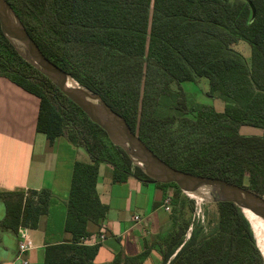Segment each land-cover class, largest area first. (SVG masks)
<instances>
[{"label": "trees", "instance_id": "16d2710c", "mask_svg": "<svg viewBox=\"0 0 264 264\" xmlns=\"http://www.w3.org/2000/svg\"><path fill=\"white\" fill-rule=\"evenodd\" d=\"M6 1L42 53L99 93L161 160L264 196V135L240 134L242 126L264 131V0ZM240 44L249 46V57L237 50ZM0 77L39 98L37 131L50 144L65 138L91 159L73 167L65 224L73 240L47 247L44 264H94L98 245L82 240L89 235L87 224L109 212L96 189L100 164L114 168L116 182L131 175L150 178L1 30ZM201 79L209 86L205 97L221 100L223 112L188 102L183 84ZM156 184L174 188L173 207L184 198L175 184ZM51 198L49 189L0 192L6 207L1 226L35 229ZM217 205L210 231L179 225L173 211L171 228L158 239L163 264H264L241 210L229 202ZM149 252L124 264H142ZM112 264H122L120 254Z\"/></svg>", "mask_w": 264, "mask_h": 264}, {"label": "crops", "instance_id": "0c3cea01", "mask_svg": "<svg viewBox=\"0 0 264 264\" xmlns=\"http://www.w3.org/2000/svg\"><path fill=\"white\" fill-rule=\"evenodd\" d=\"M237 50L246 57L250 55L247 44H240ZM208 89L209 86L204 93ZM211 104L217 112H223L221 100L215 99ZM39 107L38 97L0 77V192L49 189L52 194L48 211L40 217L37 227L26 228L32 241L26 254L30 264H44L47 247L73 240L72 234L65 230L73 167L77 161L91 160L84 149L67 139L57 138L50 144L46 135L37 131ZM240 134L263 136L264 131L242 126ZM113 170L107 163L99 166L96 189L109 212L105 220L87 224L89 235L82 244L98 245L94 264H112L119 254L124 264L126 258L147 250L150 252L142 264H163L158 239L172 225V213L165 209V199L172 189L133 175L116 182ZM5 218L6 207L0 199V264H21L16 260L18 232L1 226ZM102 231L105 238L100 241Z\"/></svg>", "mask_w": 264, "mask_h": 264}, {"label": "water", "instance_id": "95a60500", "mask_svg": "<svg viewBox=\"0 0 264 264\" xmlns=\"http://www.w3.org/2000/svg\"><path fill=\"white\" fill-rule=\"evenodd\" d=\"M0 30L23 59L47 77L87 115L91 122L98 125L111 143L122 149L152 183L175 184L188 196L207 192L216 203H233L249 222L259 248L255 235V231L258 230L244 211H249L264 223V196L223 179L199 176L176 169L161 160L134 134L126 120L114 111L99 93L79 85L69 73L42 53L6 0H0ZM259 250L264 258L260 248Z\"/></svg>", "mask_w": 264, "mask_h": 264}, {"label": "rangeland", "instance_id": "374dc122", "mask_svg": "<svg viewBox=\"0 0 264 264\" xmlns=\"http://www.w3.org/2000/svg\"><path fill=\"white\" fill-rule=\"evenodd\" d=\"M206 79H201L198 81V84L187 82L183 84V88L185 90V96L188 99V102L191 103H212L214 99L209 100L205 97L204 91L208 88ZM202 90V92H201ZM211 101V102H210ZM171 192L169 194L171 200L170 205V213H175V218L178 220L179 225L184 224L185 222L190 223L192 225H199L206 229V231H210L216 225L218 218V205L213 201L212 196L207 192L198 193L195 196H188L183 194L180 203H177L173 207V200H175L176 191L174 188H171ZM187 200V201H186ZM182 201V202H181ZM183 203V204H182ZM189 234H187V237Z\"/></svg>", "mask_w": 264, "mask_h": 264}, {"label": "built area", "instance_id": "2783aa9c", "mask_svg": "<svg viewBox=\"0 0 264 264\" xmlns=\"http://www.w3.org/2000/svg\"><path fill=\"white\" fill-rule=\"evenodd\" d=\"M170 197H167L165 199L166 207L165 209L167 211H170ZM136 220H139L138 217H136ZM18 235H19V244H18V255L16 257V260L20 261L21 264H30L29 260L26 257V254L31 250L32 248V241L30 239V236L28 234V231L24 227H20L18 229ZM105 238V233L102 231L100 235V241H102Z\"/></svg>", "mask_w": 264, "mask_h": 264}, {"label": "bare ground", "instance_id": "6f19581e", "mask_svg": "<svg viewBox=\"0 0 264 264\" xmlns=\"http://www.w3.org/2000/svg\"><path fill=\"white\" fill-rule=\"evenodd\" d=\"M195 196V195H192ZM244 213L253 221V223L256 226L255 235L257 238V243L259 248L261 249L262 253L264 254V223L260 219H258L256 216L251 214L249 211H244Z\"/></svg>", "mask_w": 264, "mask_h": 264}]
</instances>
